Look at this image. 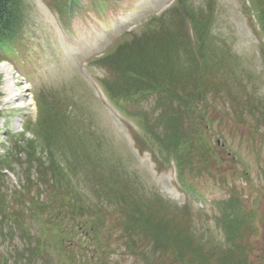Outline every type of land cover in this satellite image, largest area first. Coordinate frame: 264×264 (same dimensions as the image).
I'll list each match as a JSON object with an SVG mask.
<instances>
[{
    "label": "rangeland",
    "instance_id": "obj_1",
    "mask_svg": "<svg viewBox=\"0 0 264 264\" xmlns=\"http://www.w3.org/2000/svg\"><path fill=\"white\" fill-rule=\"evenodd\" d=\"M210 1H100L102 11L93 0L18 1L16 27L0 41V161H12L0 191L17 215L12 223L0 206V264H179L166 249L194 252L180 264H264V44L255 20L264 0H213L214 9ZM46 3L63 25L78 5L89 10L75 13L72 42ZM162 5L171 7L159 14ZM195 21L209 36L200 87ZM120 36L124 44L86 67L149 136L116 118L80 73ZM130 64L177 89L172 102L161 84L127 72ZM142 92L151 93L145 103ZM189 94L182 109L178 98ZM156 103L161 112L151 115ZM50 161L63 179L43 185L36 175L49 176ZM175 167L197 196L176 183ZM19 184L16 199L30 210L14 201ZM231 240L246 251L234 253Z\"/></svg>",
    "mask_w": 264,
    "mask_h": 264
},
{
    "label": "trees",
    "instance_id": "obj_2",
    "mask_svg": "<svg viewBox=\"0 0 264 264\" xmlns=\"http://www.w3.org/2000/svg\"><path fill=\"white\" fill-rule=\"evenodd\" d=\"M18 1L19 0H0V36L4 35L6 33H11L13 31V29L16 27L17 20H18V11H17V3H18ZM196 23H197L196 21L193 22V29H194V33L196 34V43L198 44L197 49L199 50V57H200L203 65L200 68L201 75H198L195 79L193 78V80H194V85L195 86H199V84L196 81H198L204 74H206V61H205V56L203 55V49L202 48H204L203 47L204 43L208 42L209 36H208V33L202 31V29H200L199 24L196 25ZM169 55L171 56L170 59L172 61H175V57L173 55H171V53H169ZM169 55L166 57L167 60L163 61L162 64L160 63V69L162 68V70H163L162 72L163 73L165 72L166 69H168V65L167 64L169 62L168 61L169 60ZM165 56H166V54H165ZM208 58H209V61H210V59L216 60V58L213 55H210ZM210 63H212V61ZM127 69H128L127 72H131V73L143 78L145 81H147V84L150 85V86H153L155 84H161L162 86H168L171 90H173L172 87L170 86V84H167L163 79L158 77L157 73H153V74L147 75L143 70H140V68H137L133 64H130ZM169 75H170V73H169ZM171 76H174V75H171ZM203 90H204V88L201 87V91L200 92H202ZM167 91L168 92H172L169 89H167ZM169 94L171 96L174 95L173 92L169 93ZM187 96H189L191 98V100L193 101L192 96H194V95L189 94ZM173 98L174 97H170V99L168 100L169 101L168 103L172 102ZM183 98L186 99L185 96H183ZM181 101H182V97L177 102V104L179 106H181ZM60 126H63V124L59 123V127ZM63 127L67 128L69 130V126L68 127L63 126ZM186 138L187 137H182L180 142L177 144V147L179 149V153L184 152V149L182 148V145H186L188 143ZM21 144H22V142H20V141H13V145H12L13 147L12 148L16 149V148L20 147V150H22L21 149ZM29 156L31 157L33 155H31L29 153ZM2 158L3 159L0 161L1 162L0 163V177H2V178L4 177L5 178L6 176L3 173V170L11 168L12 167V161H11V158L8 159V155H3ZM36 160H39V159H36ZM4 163H6V165H4ZM43 164L39 163V165H37L38 166V170L40 169L41 166H43ZM48 165L52 166L51 167V174L49 176H47L48 174L46 172H38V174L36 175L37 178H40V183L43 184V185H47L49 183H52V181L55 184L60 182V181H62L63 178L60 175L61 171L58 174L55 169H52L53 166H54V162L50 161V163ZM6 167H8V168H6ZM11 170H14V169H11ZM24 187L25 186L23 185L18 190H14V192L12 193V195H14V199H15L14 201H16V195L17 194L21 195L22 191L24 190ZM20 198H22V197L20 196ZM61 205L62 204H59L58 206L61 207ZM0 206H1V208H4V210L2 211V214L6 213V214H8L10 216H17L16 213H15L16 210H15V212L13 210H11L10 202L8 200V192H7V190L0 191ZM199 242H200V244H205L201 239H200ZM231 243H232V249H234L235 248V245H234L235 243L232 240H231ZM201 248H202V246H200L198 250L201 251ZM238 248H240L241 250L243 249L242 251H246L245 250V246L243 245L242 242L241 243L238 242L236 244V248H235L234 253H236V250ZM222 252H224V251L222 250ZM192 253H194V252L185 254L183 251L180 252L179 249L176 252L174 250H172V251H170L168 249L165 250V255H168L172 260L179 261L180 263L183 262L186 259V257L191 256ZM222 255L225 258L229 254H227L226 251H225ZM228 258H229V256H228ZM239 261H241V262L244 261L243 255H242V257L240 258Z\"/></svg>",
    "mask_w": 264,
    "mask_h": 264
},
{
    "label": "bare ground",
    "instance_id": "obj_3",
    "mask_svg": "<svg viewBox=\"0 0 264 264\" xmlns=\"http://www.w3.org/2000/svg\"><path fill=\"white\" fill-rule=\"evenodd\" d=\"M3 64V65H2ZM1 67H2V69H7V68H9L8 67V65L6 64V63H1ZM9 70V69H8ZM11 87H12V85L7 81L6 83H5V85H4V87H3V90L4 91H6V92H9V93H11ZM13 97H10V99H12Z\"/></svg>",
    "mask_w": 264,
    "mask_h": 264
}]
</instances>
